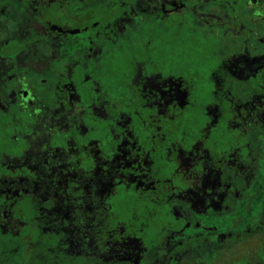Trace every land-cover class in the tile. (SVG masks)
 Instances as JSON below:
<instances>
[{"label":"flooded vegetation","instance_id":"flooded-vegetation-1","mask_svg":"<svg viewBox=\"0 0 264 264\" xmlns=\"http://www.w3.org/2000/svg\"><path fill=\"white\" fill-rule=\"evenodd\" d=\"M0 264H264V0H0Z\"/></svg>","mask_w":264,"mask_h":264},{"label":"rangeland","instance_id":"rangeland-1","mask_svg":"<svg viewBox=\"0 0 264 264\" xmlns=\"http://www.w3.org/2000/svg\"><path fill=\"white\" fill-rule=\"evenodd\" d=\"M251 260H254V255H251Z\"/></svg>","mask_w":264,"mask_h":264}]
</instances>
